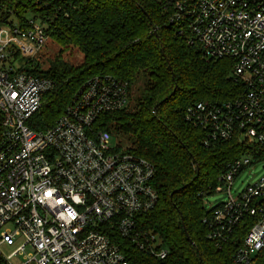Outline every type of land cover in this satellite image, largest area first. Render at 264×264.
<instances>
[{"label": "built area", "instance_id": "obj_1", "mask_svg": "<svg viewBox=\"0 0 264 264\" xmlns=\"http://www.w3.org/2000/svg\"><path fill=\"white\" fill-rule=\"evenodd\" d=\"M164 1L179 33L205 59L233 60L231 77L244 86L235 99L188 106L185 119L203 131L206 147L237 133L251 145L220 177L227 198L204 218L217 247L246 223L232 264H251L264 248V176L236 195L232 189L264 161V0ZM73 3L0 0V254L9 264H130L121 246L126 240L164 260L167 244L138 223L159 199L153 163L113 145L111 132L93 131L102 114L129 106L128 82L96 75L54 126L28 124L55 83L25 68L37 63L50 22L69 17ZM3 246L13 250L5 255Z\"/></svg>", "mask_w": 264, "mask_h": 264}, {"label": "trees", "instance_id": "obj_2", "mask_svg": "<svg viewBox=\"0 0 264 264\" xmlns=\"http://www.w3.org/2000/svg\"><path fill=\"white\" fill-rule=\"evenodd\" d=\"M73 5L69 17L50 22L48 35L63 51L76 46L82 61H64L59 54L45 70L39 62L25 68L55 83L29 126L34 130L54 126L78 90L96 75L128 82L131 100L145 74L134 107L106 112L93 124L95 132L127 138L129 145L123 148L155 167L153 185L159 199L152 210L138 216V223L157 233L170 255L158 260L122 240L126 258L130 264H232L248 226L242 223L217 247L204 221L209 213L205 201L221 192L220 177L251 145L237 133L206 147L203 131L185 119V111L196 102L220 103L242 92V81L231 77L234 61L205 59L199 45L191 44L179 26L170 23L171 10L164 0H74ZM1 129L0 113V133ZM0 264H9L1 254ZM251 264H264V248Z\"/></svg>", "mask_w": 264, "mask_h": 264}, {"label": "rangeland", "instance_id": "obj_3", "mask_svg": "<svg viewBox=\"0 0 264 264\" xmlns=\"http://www.w3.org/2000/svg\"><path fill=\"white\" fill-rule=\"evenodd\" d=\"M61 54V57L64 61H68L74 64H78L82 61L83 55L80 50L76 46H70L68 50H61L60 46L56 44L53 40L48 38L47 42L45 43L42 50L38 53L36 60L40 63L41 69L45 70L49 67V61L56 59V57ZM17 62L23 65L26 62V59L19 58ZM146 75L142 74L140 79L137 81L136 85L134 86L133 96L130 100V107H134L138 96L141 94V91L144 87ZM113 145H118L120 148L123 146H128L129 141L127 138L116 135L113 133ZM264 176V161L261 164L254 166L251 171H248L241 175L234 183L232 192L236 195V192L246 186L249 183L255 182L258 178ZM227 198V195L224 192H217L215 195L210 196L206 199L205 205L207 209L214 207L218 203L224 201ZM13 250V247L3 246L1 252L5 255L9 254ZM14 262H20V257L16 256L13 259Z\"/></svg>", "mask_w": 264, "mask_h": 264}]
</instances>
